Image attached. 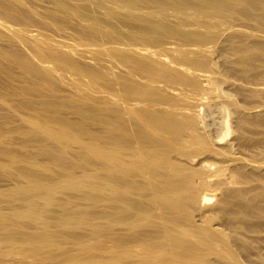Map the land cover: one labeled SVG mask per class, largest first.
Masks as SVG:
<instances>
[{
	"label": "bare ground",
	"instance_id": "1",
	"mask_svg": "<svg viewBox=\"0 0 264 264\" xmlns=\"http://www.w3.org/2000/svg\"><path fill=\"white\" fill-rule=\"evenodd\" d=\"M50 27L64 40L40 31ZM234 27L262 30L264 0H0L2 92L27 97L13 102L0 93V264H264V173L248 174L264 164V112L236 113L237 149L251 158L246 166L242 151V166L232 158L236 166L226 170L187 162L216 153L210 141L218 146L228 131L225 111L213 141L198 114L172 108L193 100L191 88L212 89L204 53L219 41L235 56L224 59L223 75L253 78L264 64V53L252 56ZM66 29L69 39L76 33L96 46V61L97 46L102 53L105 43L129 46L106 48L123 73L108 77L73 57ZM67 73L78 77L71 87L82 95L70 102L76 120L52 111L35 84L52 89ZM97 80L116 92L115 102L90 96ZM176 85L191 93L185 98Z\"/></svg>",
	"mask_w": 264,
	"mask_h": 264
},
{
	"label": "rangeland",
	"instance_id": "2",
	"mask_svg": "<svg viewBox=\"0 0 264 264\" xmlns=\"http://www.w3.org/2000/svg\"><path fill=\"white\" fill-rule=\"evenodd\" d=\"M38 9H40L39 6H38ZM222 28H223L222 29V31H223L222 37H223L227 34L226 30H228V29H226V27L224 28V26H222ZM234 28H229V31L242 32L245 35H247L248 39H247V41H245V43H247L249 52L252 54V56L256 57V56L264 53V28L262 30H257V29H253V28H244V27H239L240 29H238V27H234ZM40 31L45 32L46 34L53 36V38L55 40H57L58 42L64 40L63 37H61L59 35H54L52 27H50V30H44L43 29V31L42 30H40ZM67 31L69 32V33H67L68 34L67 43L70 42L69 46H71L73 48V51L71 52V55L73 57L77 58V60H79L81 63L94 66L95 68H97V70L103 71L104 74L108 77H110L111 75L114 76V73H116L115 75H117V74L121 75V71L123 69H121L120 71L118 70V69H120L119 65H121V63L118 60L114 59L112 56H110L108 54L109 49L107 50L106 48H110L112 46L111 49L115 48L118 50L120 49V51H126V50L130 49L129 46H125V45L121 46V45H116V44H109V45H111V46H109L107 43H105V45H106V48H105L104 47L105 45L103 42L102 43L103 45H101V46L103 47V49L105 48L104 49L105 51L102 49L103 53L105 52L104 53L105 55L102 53V51L98 50L99 46H97V48H96L97 52H100L101 53L100 56L103 55L102 56L103 58H101V60H99L100 58H98L96 61V60L92 59L91 53H90V49H93L96 46H93V48H91V46H89L90 47L89 48L88 45H86L84 43L85 40L83 39V41H84L83 42L81 37L76 35V33L74 34V37L72 36L69 39V36L71 34L73 35V32L70 29H66V32ZM224 33H226V34H224ZM76 36H78V37H76ZM72 39H73V41H72ZM82 42L86 45V47H84ZM220 42L221 41L217 42L213 47H211L209 49V51H206L204 53V54L208 55V59H209V69L211 70V72L209 74L211 76L210 78H211V80L216 82L214 84V86L212 87V89L209 92L207 89V93L205 90L204 92L206 94H204V92L202 93L203 95H198L199 93L197 94L199 97L203 96V98L201 97L202 98V100H201L202 102H201L200 99L198 98V96L195 94V91L191 87L188 86L189 87L188 88V87H185L184 85H182V86L176 85V89H178L181 86L180 88H182L183 91L185 90V93H181V94H183L182 96H184V97H185L184 94H186V96H187L188 93L190 94L192 92L193 100L192 99L191 100L194 101V99H195V102L194 103L192 101L189 102L188 99L191 98V95H188L187 96L188 99H185L186 97L185 98L183 97V100L185 99L188 101V103H187V101H184L186 103L183 102V104H182V105H184L183 108L185 107L184 108L185 110L182 109L181 108L182 105L180 106V105H178V103L176 104V106H178L177 108L175 107V105L172 106V108H173V110H175L177 112H182V113L186 112V113H191V114L192 113L198 114V118H199L200 123H201V125H199L200 129H202V131H205V129L206 130L208 129L207 131H205L206 133H204V135L209 136L210 134H212V136H209V137L206 136V138L208 137L207 138L208 140L209 139L213 140V137H215V135L213 136V134L217 135V131H216L217 128L221 129L222 122L224 121L222 119V117H223L222 115L225 111L224 114L227 115V116L225 115V119L228 117L227 119L229 121V129L225 133V137L220 140V142L223 141V143H220V142L218 144L216 143L219 146V148H218V146H216L215 143H211V141H210V146H211L210 149L216 150V153L210 155V153L207 152V154H209V156H205L202 154L203 156H205L207 158V160L204 159V157H202V155L197 154V156H198L197 157L194 154L195 156L191 157V160H190L191 162L190 161H187V162L196 164L198 160H204L205 162L206 161L211 162L212 165H210V166H212V168L218 166L217 168L223 167L225 169V167H226V170H227L228 166L231 168L236 163V162H232V160H233L232 158H234L235 161L238 160L236 163L237 165H238V163L240 164L241 158H243V157L245 158V159L243 158L244 160H242V162L247 161L249 157L251 158V156H250L251 154H248V158L246 157V154H247L246 152H248L247 149H246V151L241 150L239 153V151L237 149L239 142L237 143V141H239L240 138H237V137L240 135V133L237 130H235L233 122H235L234 119L237 116L236 113L237 112L239 113V111H240L239 114H241L242 112H243L242 114H245V113L248 114L249 111H250L249 113H252L251 111L256 112V113L264 112V64L257 67V72L254 75V77L257 75L256 80H254V77L252 78V76H250V75L243 76V78L240 76H237V77H240V78H237L234 75H232V76L226 75L225 76V75H223V70L225 69V66H226V64L224 63V59L226 58L229 60H234L235 56L233 54H228L227 51L221 52V49L219 48V47H221V45L219 46V44H221L222 42L221 43ZM99 49H101V47H99ZM93 50H95V49H93ZM170 53H172V52H170ZM174 53H172V54H174ZM106 55L108 56V58ZM104 56H106L107 60H103ZM109 56L111 57V59H114V60L109 59ZM262 58H264V56ZM109 61L114 62V63L112 62L113 66H112V63H110ZM115 61H117V62H115ZM45 65H50V63H46ZM122 68H123V66H122ZM117 70L119 71V73ZM124 70H125V68H124ZM122 73H123V71H122ZM57 74L58 73L55 72V75H57ZM74 78L76 79L78 77L75 75H70V74L68 75V73H67L65 78H63V79L58 78L55 81L54 88H52V89L48 88V86L45 84L44 81L36 80L35 84H36V86H39L44 91L45 99H48L52 102L51 103V110L52 111H57L61 114L68 115L73 120H76L78 118L77 109L70 102H72L73 100H76V99H77V101H79V99H81L82 95L77 89H74L71 87V83L75 81ZM251 79H253L254 81ZM82 80H83V81H81L82 83L88 84V78L87 79L82 78ZM5 81H6V77L4 75L0 74V93H5V92H2ZM10 84H14V83L11 82ZM102 84H103V82L101 80H97V90L92 91V92L89 90V94H91L90 96L92 97L94 95L95 97H98L99 99L104 98L106 101L109 102V104L113 101L115 102L116 98L113 96V94H115L116 92L103 89ZM18 85H19V87H21L22 85H24V83L19 82ZM160 85H162V84H160ZM161 88H162V86H160V89ZM163 88L161 90H163V92L166 91L168 97L172 96V98H173V96H174L173 102H174V99L176 97H177V99H180L181 95L179 96L177 94L178 90H180V89H178L176 91L175 88L173 90L171 87H169V91H167L168 87H163ZM190 88H191V92H190ZM186 89H188V91ZM170 90H171V93H170ZM182 90L180 92H183ZM175 91H176V93H175ZM85 92H88V91L85 90ZM5 95L9 99H11L13 102L18 101V100L20 101L21 99L24 100L25 98H27V97H25V95L24 96L20 95L17 92L16 93L8 92V93H5ZM196 96H197V98H196ZM33 97H35L40 104L42 98L40 97V93L38 91L33 92ZM196 99H199V100H196ZM180 100H178V102ZM85 103L87 105L92 104L91 101H85ZM253 103L256 104L255 107H254V105H251ZM180 104H181V102H180ZM132 105H133V107H135V106L136 107H142V106H144V103L134 102ZM157 106L158 105H152L153 108H157ZM1 107L2 106H0V108ZM159 107L160 108H164V107L169 108L166 105H159ZM186 107H188V108L186 109ZM192 107L195 108L194 110H196V111H194ZM249 107H251V108H249ZM200 108H201V110H198ZM241 110H242V112H241ZM245 111H247V112H245ZM200 112H201V114H199ZM0 113H2V114L6 113V110L4 109V107H3V109L1 108ZM248 115H250V114H248ZM91 127H90L91 132H92V130L96 131L97 126L95 124L92 123ZM202 131H201V133H202ZM214 131H216V132H214ZM220 132L218 130L219 134H220ZM215 139H216V137H215ZM188 148H190L189 145H187V149ZM239 149H242V146ZM242 151L244 152L243 154H242ZM205 153L206 152H204V154ZM248 153H251V152H248ZM241 154L243 155V157H240V156H242ZM212 155H213V157H212ZM217 155H220V156L225 155L224 157H226V158L228 156V159H227V161L224 160L225 162H220L221 158H220V156H217ZM223 156H222V158H223ZM193 157H194V159H193ZM235 157H238V158L236 159ZM250 158H249V160H250ZM249 160L247 162H249ZM260 160L262 162V161H264V158L260 159ZM221 161H223V160H221ZM247 162H244V164H246ZM231 163H234V165L230 166ZM250 163H248V164L250 165ZM254 163L256 164V162H254ZM254 163L251 164L250 166L251 167L256 166ZM193 164H191V165H193ZM260 164L261 163H259V166H258L260 168H258L256 166L255 171H253L254 167L252 168V170H249L251 167L249 169L247 167L243 168V169H244V171H246V169H247V171L249 170L248 174L256 173V170L260 169V170H257V171L261 172V173H259V175H260V174L264 173L263 172L264 164H263V166H260ZM224 165H226V166L224 167ZM240 165L242 166V163ZM249 165H248V167H249ZM246 166H247V164H246ZM229 167H228V169H229ZM243 167H244V165H243ZM261 167L263 170H261ZM217 168H215V169H217ZM256 174H258V173H256ZM254 180H256V179H254ZM251 183H253L252 186H254V184H255L254 181ZM258 184H260L259 180H258ZM248 185H247V187L251 186V185L250 186H248ZM255 185H257V182ZM244 186L245 185H241L240 187H244ZM202 212L203 213L205 212L204 214H207V212L210 213L211 211H210V209L208 210V207H206V208L202 209ZM219 218H218V221H220ZM232 219H238V218L236 216H234ZM218 221L217 222L215 221L216 224L214 223V225H215L214 227H218L217 229H219L221 226L219 224L220 222H218ZM222 227L223 226H221V229H223ZM260 233H263V236H264V231H262ZM259 236H262V234H260ZM263 253H264V251L261 254L262 259L264 258ZM239 256L241 257L240 254H239Z\"/></svg>",
	"mask_w": 264,
	"mask_h": 264
}]
</instances>
